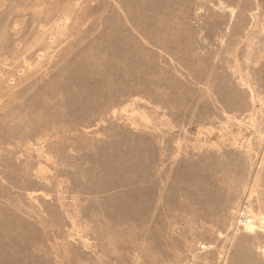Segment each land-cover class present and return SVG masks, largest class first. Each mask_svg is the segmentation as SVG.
Listing matches in <instances>:
<instances>
[{"label":"rangeland","instance_id":"1","mask_svg":"<svg viewBox=\"0 0 264 264\" xmlns=\"http://www.w3.org/2000/svg\"><path fill=\"white\" fill-rule=\"evenodd\" d=\"M0 37V264H264L229 243L264 213V0H0Z\"/></svg>","mask_w":264,"mask_h":264},{"label":"bare ground","instance_id":"2","mask_svg":"<svg viewBox=\"0 0 264 264\" xmlns=\"http://www.w3.org/2000/svg\"><path fill=\"white\" fill-rule=\"evenodd\" d=\"M257 21H258V19H257ZM256 24V23H255ZM259 24V23H258ZM2 41H3V38L2 37H0V57L2 56V58L3 59H8V57L10 56H8L5 52H3L4 51V45H3V43H2ZM10 60V59H9ZM236 61V60H235ZM238 61V60H237ZM5 63V62H4ZM7 64H8V62H6ZM237 66V65H236ZM239 67V66H238ZM240 68V67H239ZM238 68V69H239ZM4 73V72H3ZM2 73V74H3ZM241 74V73H240ZM249 80V79H248ZM8 81V80H7ZM243 81V80H242ZM245 81V80H244ZM212 84V83H211ZM210 84V85H211ZM248 86L251 88V85L249 84V81H248ZM209 85V86H210ZM246 85V84H245ZM9 86H11V85H9ZM6 87V86H5ZM257 87V86H256ZM1 90V89H0ZM212 90V89H211ZM249 90V89H248ZM252 92H253V90H252ZM211 93H213V91H211ZM251 93V92H250ZM254 93V92H253ZM13 95V94H12ZM11 95V96H12ZM210 95H212V94H210ZM3 96H5L4 95V93H0V101L4 98ZM264 99V98H263ZM256 104V103H255ZM250 105V104H249ZM252 106V105H251ZM246 110V109H245ZM252 110V109H251ZM250 110V111H251ZM260 110V109H259ZM231 111H232V108H231ZM249 111V112H250ZM263 111V110H262ZM257 113V112H256ZM263 113V112H262ZM249 115V114H248ZM252 115V114H251ZM256 119V118H255ZM251 120V119H250ZM258 120V119H257ZM253 122V121H252ZM264 124V123H263ZM260 126V125H259ZM42 127L43 126H40V127H37V129H39V130H42ZM261 127V126H260ZM257 130V129H256ZM258 131V130H257ZM23 133V132H22ZM260 133V132H259ZM23 134H25V133H23ZM30 134V133H29ZM26 135V134H25ZM27 137V136H26ZM261 137H263V136H261ZM0 138H1V136H0ZM24 140V139H23ZM28 140V139H27ZM234 140H235V138H234ZM237 140V139H236ZM9 142V141H8ZM15 142V141H14ZM20 142V141H19ZM237 142V141H236ZM235 142V143H236ZM11 144V143H10ZM14 148V147H13ZM9 149V148H8ZM3 150V149H2ZM9 150H11V149H9ZM15 150V149H14ZM12 151V150H11ZM3 153H1L0 154V158H1V155H2ZM10 154V153H9ZM248 187V186H247ZM247 190V189H246ZM254 191V190H253ZM259 194V193H258ZM257 194V195H258ZM255 195V194H254ZM256 195V196H257ZM261 195V194H260ZM246 196V195H245ZM256 198V197H255ZM245 199V198H244ZM259 199V198H258ZM235 200V199H234ZM233 201V200H232ZM236 201V200H235ZM257 201V200H256ZM254 202V201H253ZM229 204L231 205V203L229 202ZM259 204V203H258ZM258 206V205H257ZM228 207H229V205H228ZM231 207H233V205L231 206ZM262 208V207H261ZM259 209V208H258ZM229 210V209H228ZM260 210V209H259ZM256 211V210H254V208L251 206V204H249V205H244V207H242L239 211H238V216H237V219H236V227H233V229H232V232H233V234H232V236L230 237V239H229V243H230V241H232V239H233V236L235 235V232L238 230V228H237V226H240V225H242V227H243V230H244V232H245V234L244 235H247V236H251L250 238H252L253 239V241H254V246H253V248H255V249H258V251H260V253H261V255L264 257V213L262 212V211ZM264 211V210H263ZM229 213V212H228ZM229 215V214H228ZM233 216V215H232ZM225 219V218H224ZM226 220V219H225ZM227 222V221H226ZM226 224V223H225ZM224 226H226V225H224ZM223 227V226H222ZM257 228H260L261 229V231L260 232H262V233H259L258 231H257ZM219 229H222V228H219ZM225 228L223 227V230H224ZM231 230V229H230ZM239 236V235H238ZM226 237V236H225ZM241 237H242V235H241ZM244 238V237H243ZM245 238H246V236H245ZM227 239V238H226ZM242 239V238H241ZM241 241V240H240ZM245 241V240H244ZM251 241V240H250ZM247 242H248V240H247ZM242 243V242H241ZM250 243V242H249ZM153 246V245H152ZM251 246V245H250ZM249 246V247H250ZM251 246V247H252ZM153 248H154V246H153ZM156 248V247H155ZM244 248H246V247H244ZM146 256V255H145ZM148 256V255H147ZM250 260V259H249ZM263 263V262H262ZM243 264V263H242ZM255 264V263H254Z\"/></svg>","mask_w":264,"mask_h":264}]
</instances>
